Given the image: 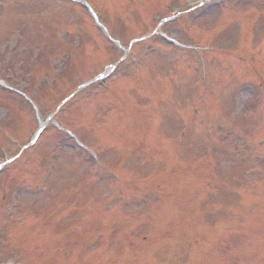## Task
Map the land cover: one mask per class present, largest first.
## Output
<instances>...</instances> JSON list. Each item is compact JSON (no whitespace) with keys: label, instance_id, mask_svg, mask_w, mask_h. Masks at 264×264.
I'll return each mask as SVG.
<instances>
[{"label":"rangeland","instance_id":"rangeland-1","mask_svg":"<svg viewBox=\"0 0 264 264\" xmlns=\"http://www.w3.org/2000/svg\"><path fill=\"white\" fill-rule=\"evenodd\" d=\"M198 1L95 0L124 46ZM77 4L0 0V75L14 86L6 82L12 93L0 89V158L2 151L9 158L22 150L39 116L55 110L76 81L91 80L123 55ZM187 21L164 28L191 50L180 52L160 37L147 43L150 53L136 47L139 62L58 117L88 146L97 144L111 170L91 165V154L76 155L74 141L52 124L23 168L30 173L0 176V231L9 194L20 192L0 262L264 264V229L258 230L264 225V79L249 69L264 29V0H229ZM245 83L262 89L252 93ZM22 90L39 108L19 97ZM119 100L138 113L127 130ZM106 104L113 110L107 113ZM193 107L201 113L179 123L174 110ZM116 164L123 182L111 174ZM38 180L48 182L45 190Z\"/></svg>","mask_w":264,"mask_h":264}]
</instances>
